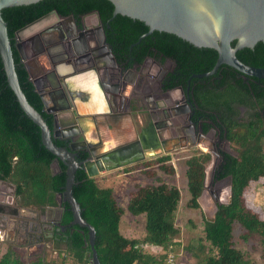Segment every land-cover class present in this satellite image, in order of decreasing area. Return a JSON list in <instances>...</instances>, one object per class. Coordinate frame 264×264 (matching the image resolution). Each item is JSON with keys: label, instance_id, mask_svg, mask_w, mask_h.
<instances>
[{"label": "trees", "instance_id": "trees-1", "mask_svg": "<svg viewBox=\"0 0 264 264\" xmlns=\"http://www.w3.org/2000/svg\"><path fill=\"white\" fill-rule=\"evenodd\" d=\"M41 0L34 4L5 8L0 16L6 24L14 72L19 88L27 103L32 106L51 128L50 115L42 112L39 96L28 79L27 72L19 63L14 48V32L35 21L50 11L59 16H77L96 11L102 24L107 22L106 43L118 62L124 61L131 48L132 63L140 64L145 56L161 55L175 63L171 81L166 88L180 86L183 89L192 74L209 72L216 60V53L207 48H196L163 32L153 31L143 38L147 28L137 20L112 15V5L106 0ZM115 37L110 39V35ZM241 63L255 68H264V42L251 49L242 48L235 53ZM177 74V75H176ZM204 82L209 90L198 89L199 106L209 119L221 125L225 139L234 147L235 156L226 155L220 171L215 172L213 181L228 178L229 198L225 204H216L211 219L202 221V238L196 245L188 244L185 251L197 259V264H255L245 258L234 247L232 230L238 226L246 237H257L264 245V219L246 206V191L251 183L264 182V80L246 77L232 68L220 65L214 74L190 79L189 87ZM203 87V86H202ZM243 110L244 120L238 117V108ZM207 126L204 125L203 131ZM57 146H62L54 141ZM13 158L16 160L13 162ZM85 154L76 157L82 161ZM55 157L47 152L40 142L38 128L19 109L13 93L6 84L0 62V181L13 185L14 196L19 197V208L33 206L40 211L55 206V195L63 194L65 167L57 162L51 172ZM166 157L155 159L164 162ZM207 154H193L185 161L188 206L198 209V198L203 189L204 164ZM148 164V163H147ZM160 169H167L160 165ZM71 195L79 207L80 217L94 229L93 249L99 264H163L172 250L173 240L178 234L174 227V213L179 202V192L164 183L137 187L129 196L126 211L132 216L143 215L144 236L141 240L126 239L119 233L122 209L117 205L110 188H99L93 178H87L84 170L76 169L71 186ZM60 225L65 227L63 235L54 233L51 241L55 246L63 244L76 264H91L87 241V230L71 224L69 206L62 202ZM15 213V211H12ZM203 243V244H201ZM158 248L165 253L155 256L143 252L142 246ZM172 255V254H171ZM174 260V259H173ZM198 260V259H197ZM0 264H21L16 255L7 250L0 257ZM32 264H50L38 260ZM264 264V263H263Z\"/></svg>", "mask_w": 264, "mask_h": 264}, {"label": "flooded vegetation", "instance_id": "flooded-vegetation-1", "mask_svg": "<svg viewBox=\"0 0 264 264\" xmlns=\"http://www.w3.org/2000/svg\"><path fill=\"white\" fill-rule=\"evenodd\" d=\"M62 3L71 8L69 0ZM46 22L49 26L35 41L39 52L36 68L38 66L39 69H45L47 74H51L50 84L56 81L65 97L68 94L72 97V101L68 97L67 102L61 98L55 99L56 102H52L49 108L65 107L70 102L76 106L72 117L69 116L78 126L71 142L78 143L84 138L89 143L84 149L76 148L73 151L76 157L85 154L86 159L88 155H98L105 149L115 150L123 144L142 141L140 147L133 149L131 154L124 158L128 160L130 157H141L149 151L155 155L184 148L194 151L201 149L199 144H204L207 149L205 154L210 156L208 169L213 179L215 172L220 171L221 165L224 164L225 156L236 155L225 139L224 128L217 122L213 123L199 106L198 89L203 92L209 90V87L201 81L198 82L199 87L194 86L190 89L189 82L190 79H195L191 77L194 74L187 79L184 89L180 86L166 88L174 76L175 63L171 59L155 55L156 51H153V55L145 56L140 64L126 65L133 59L130 56L131 48H134L137 42L129 45L128 55L124 61H116L106 43L107 22L105 25L102 24L96 11L77 16L73 14L59 16L58 21L49 17ZM114 37L112 34L109 38ZM89 76L95 78L94 82L93 79L89 80L90 82L96 83L97 80L101 89L100 94L92 93ZM57 78H60L61 84L57 82ZM73 78L75 83L70 81ZM45 87L48 90V86ZM83 87L91 89L92 92L86 93ZM77 90L82 93L78 94ZM84 94L97 95L90 104L85 100ZM238 109L240 114H243V110L240 107ZM88 122H92V126L88 125ZM204 125L207 126L206 131H203ZM90 129L95 136V139L90 140L92 142L85 138ZM99 129L105 131L107 136H111L112 140L103 143ZM58 142L62 146L69 144L64 140ZM120 159L109 161L108 165L123 162ZM15 160L13 158V162ZM225 179L228 178L213 182L216 184ZM3 182L5 181H0ZM62 202L59 198L55 206H47L41 210L44 211L41 216L44 222L30 223L29 232H41L47 227L49 238H52L54 233L63 235L65 227L59 222ZM3 205L4 203L0 201V206Z\"/></svg>", "mask_w": 264, "mask_h": 264}, {"label": "water", "instance_id": "water-1", "mask_svg": "<svg viewBox=\"0 0 264 264\" xmlns=\"http://www.w3.org/2000/svg\"><path fill=\"white\" fill-rule=\"evenodd\" d=\"M39 1L41 0H0V11L5 8L34 4ZM106 1L112 5V17L120 15L131 20H137L147 28V32L139 39L153 31L163 32L193 47L213 50L216 53V60L212 69L204 74L193 75L192 78L207 77L214 74L220 65H225L246 77L264 80V68L247 66L235 57L236 51L242 48L251 49L258 42H264V0ZM49 17L54 18L56 21L59 20L56 12L50 11L16 30L14 32V48L18 54L19 63L27 72L28 79L39 96L42 112L51 117V128L48 127L40 113L27 103L19 88L6 33V24L1 16L0 62L6 84L13 93L19 109L38 128L41 145L55 157L51 165L54 164L57 168V162H60L65 167L64 191L58 197L69 206L72 215L71 224L87 230L91 264H99L93 249L94 229L80 217L79 207L71 195V186L76 169L81 167L87 178H93L102 171L119 169L147 158H153L156 155L149 151L148 154L141 157H130L128 160L124 158L129 156L133 149L140 147L139 145L143 142H141V137V143L123 144L115 150L110 148L105 149L98 155H88L84 161L76 160L73 151L76 148L84 149L85 146L89 145L84 138L78 143L71 142L78 126L70 120L69 116L72 117L76 106L70 102L65 107L49 108L48 99L51 103H55V99L58 98L67 102L69 97V100L72 101V97L69 94L65 97L56 81L50 84L49 81H52L50 79L51 74H47L45 69H39L38 66L36 68L39 52L35 41L38 35L44 33L43 30L49 26L46 22ZM57 79V82L61 84L60 78ZM44 83L46 84L44 85ZM45 86H48L47 91L43 89ZM94 86L96 93L100 94L101 89L97 80ZM77 93L81 94L82 92L77 90ZM79 116L81 115L79 114ZM67 117H69V121ZM60 140H64L69 144L66 146L54 144V141ZM121 157L122 159H120ZM118 159L123 162L108 165L109 161L114 162ZM210 178H212L211 174Z\"/></svg>", "mask_w": 264, "mask_h": 264}, {"label": "rangeland", "instance_id": "rangeland-1", "mask_svg": "<svg viewBox=\"0 0 264 264\" xmlns=\"http://www.w3.org/2000/svg\"><path fill=\"white\" fill-rule=\"evenodd\" d=\"M243 115L240 112L238 113V117L244 120ZM99 133L103 143L112 140L110 139L111 136L105 134V131L99 129ZM85 138L89 141L95 139L93 130L90 129ZM262 143L264 144V140ZM199 145L201 148L199 150L190 151L189 148H184L169 153H161L153 158H147L119 169L102 171L93 177L99 188H110L112 190L117 205L122 209L118 228L119 233L126 239L141 240L144 236L143 215L132 216L126 211L129 196L137 187L164 183L178 190L179 202L173 219L178 234L173 240L172 250L169 252L173 255L174 264H197L199 260L203 259V256L206 255L205 249L203 254L197 252L199 256L197 260L190 256L184 248L188 244L196 245L197 240H201L203 219H211L215 212V205L225 204L229 198L228 179L215 184L213 179L210 178L208 169L210 156L207 154L208 160L204 164L203 190L198 198L199 208H189V195L186 190L184 176L185 161L193 154L206 153L205 145ZM229 147L235 153L234 147L232 145ZM161 157H166V160L164 162L155 161V159ZM160 165L167 170L160 169ZM56 169L54 164L51 165L50 170L52 173ZM216 195H218V199H216ZM18 200L19 197L14 196L12 184L8 182L0 183V201L4 203L3 206H0V257L7 250H10L16 255L21 264H32L38 260L50 264H76L63 244L57 246L53 244L52 238L48 237L47 227L41 232H29L28 225L30 223L44 222V219L41 218L44 211L42 212L33 206L19 208ZM54 201L56 204L58 203L59 197L57 195H55ZM245 204L264 219V182L249 185L246 191ZM12 211H16V213H12ZM242 236H244L243 230L238 226H234L232 230L234 247L251 262L263 264L264 245L258 241L257 237L248 236L243 239ZM141 248L143 252L155 254V256L165 253V251H159L158 248L148 245Z\"/></svg>", "mask_w": 264, "mask_h": 264}, {"label": "crops", "instance_id": "crops-1", "mask_svg": "<svg viewBox=\"0 0 264 264\" xmlns=\"http://www.w3.org/2000/svg\"><path fill=\"white\" fill-rule=\"evenodd\" d=\"M89 77H90V79H88V81L91 80V79H93V82H94V79H95L94 76H89ZM89 77H88V78H89ZM70 81H71L72 83H75V79H74V78H73V79H70ZM89 82H90V81H89ZM89 82H88V83H89ZM93 82H92V81L90 82V84H91V86H92L91 89L93 88V92L91 91V89H87V88H84V87H83V89L86 91V93H88V94H89V92L96 93V89H95V86H94V83H93ZM76 85H77V84H76ZM78 85L80 86V84H78ZM76 87H77V86H75V88H76ZM43 89H44L45 91H47V88H46V87H44ZM79 89L81 90V87H79ZM88 94H87V95H88ZM87 95L84 94V96H85V100H87V101L91 104V103H93V100H94V98L96 97L95 95H97V94H95L94 96H93V95H89L90 97L87 96ZM92 98H93V99H92ZM91 100H92V101H91ZM47 102H48V106H50V105H51V102H50L49 99L47 100ZM92 112H95V111H92ZM91 123H92V122H91ZM91 123L88 122V125L90 124V125L92 126Z\"/></svg>", "mask_w": 264, "mask_h": 264}, {"label": "built area", "instance_id": "built-area-1", "mask_svg": "<svg viewBox=\"0 0 264 264\" xmlns=\"http://www.w3.org/2000/svg\"><path fill=\"white\" fill-rule=\"evenodd\" d=\"M163 264H174L173 255L168 254L165 257V260H164V263Z\"/></svg>", "mask_w": 264, "mask_h": 264}]
</instances>
